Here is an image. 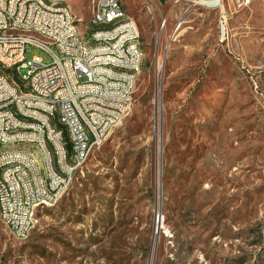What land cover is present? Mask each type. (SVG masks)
I'll return each mask as SVG.
<instances>
[{"label": "rangeland", "instance_id": "374dc122", "mask_svg": "<svg viewBox=\"0 0 264 264\" xmlns=\"http://www.w3.org/2000/svg\"><path fill=\"white\" fill-rule=\"evenodd\" d=\"M49 1L88 38L95 0ZM195 2H161V35L123 0L142 37L134 102L28 239L0 219V264H264V0Z\"/></svg>", "mask_w": 264, "mask_h": 264}, {"label": "built area", "instance_id": "2783aa9c", "mask_svg": "<svg viewBox=\"0 0 264 264\" xmlns=\"http://www.w3.org/2000/svg\"><path fill=\"white\" fill-rule=\"evenodd\" d=\"M151 13L156 33L168 30V17L161 13L165 0H142ZM186 0L175 2L182 3ZM196 4L216 9V0H196ZM93 10H100L99 23L91 28L107 25L113 17L126 12L123 0H101ZM67 7L49 8L45 0H0V147L7 141L43 143L44 160L48 166L50 188H43L36 172V162L26 155L8 156L0 160L9 164L7 178H0V219L14 238L26 240L34 227L35 216L41 207L36 200L56 199L58 193L70 190L76 175L87 163V154L100 149L112 130L133 104V75H119V67L133 68L137 74V58L142 37L135 22L121 28L116 35L92 37V41L118 39V49L83 48L70 30ZM179 22L175 30L182 27ZM4 26H23L43 29L60 41V49L36 44L28 37L4 33ZM174 33L165 45L174 41ZM30 48L50 56L52 62L28 58ZM26 74H23V71ZM39 72V81L31 82V73ZM9 104H18L22 115L37 118V125H22L21 116L8 112ZM63 105V112H56ZM8 128H21L22 136H8ZM46 142L57 143L59 166L50 167ZM161 222V221H160Z\"/></svg>", "mask_w": 264, "mask_h": 264}, {"label": "bare ground", "instance_id": "6f19581e", "mask_svg": "<svg viewBox=\"0 0 264 264\" xmlns=\"http://www.w3.org/2000/svg\"><path fill=\"white\" fill-rule=\"evenodd\" d=\"M151 2H158V0H150ZM166 1V0H165ZM168 1V0H167ZM178 2L181 0H169ZM101 0H95V5ZM167 3V2H166ZM216 8L221 7L222 0H216ZM45 4L49 8H63L67 7V13L71 15L70 17V30L74 32L76 40H79V44L83 48L96 49L105 48V50H116L118 49V39H111L110 41L95 40L92 41V37H100L104 35H116L119 32V25L121 28H128L130 22H134L127 12H120V17H113V21L107 25L96 26V28H91L88 38L85 39L79 29V22L68 4L64 5H53L49 0H45ZM210 9V6H204ZM157 10V4H150V12L153 13ZM100 10H93V17L90 21L91 24L99 23ZM226 28L222 27V34L225 35ZM4 33L10 34L12 36L28 37L30 40H34L36 44H42L44 47H52L53 49H60V41L57 37H51L50 33L43 31V29L28 28L23 26H4ZM142 65V52L139 48V56L137 58V74H133V68L130 67H119V75L130 76L133 75L134 86L132 89V100L134 101L136 84L141 71ZM39 81V72L31 73V82ZM1 112V103H0ZM8 112L13 116H21L22 125L33 126L37 125V118L29 115H22V109L18 104H9ZM56 112H63V105H56ZM8 136H22L21 128H8ZM57 143L46 142V153L47 160L50 162V167L59 166V157L57 154ZM19 156L26 155V158L30 162H36V172L39 183L43 188H50V177L48 175V166L45 164L44 160H37V155H44L43 143L40 142H29V143H18V141H7L4 146L0 147V160L7 158L8 156ZM91 154H87V160ZM9 173V164H2L0 166V178H7ZM67 191V190H66ZM65 192L58 193L56 199H42L36 200V207L49 206L55 203ZM64 196V195H63ZM0 214L2 215V207H0Z\"/></svg>", "mask_w": 264, "mask_h": 264}, {"label": "crops", "instance_id": "0c3cea01", "mask_svg": "<svg viewBox=\"0 0 264 264\" xmlns=\"http://www.w3.org/2000/svg\"><path fill=\"white\" fill-rule=\"evenodd\" d=\"M49 2H51L52 4L54 3L53 5H57V4L58 5H64V4H66V3H60V2H57V1H55V2L49 1Z\"/></svg>", "mask_w": 264, "mask_h": 264}, {"label": "water", "instance_id": "95a60500", "mask_svg": "<svg viewBox=\"0 0 264 264\" xmlns=\"http://www.w3.org/2000/svg\"><path fill=\"white\" fill-rule=\"evenodd\" d=\"M156 81H157V79H156ZM160 215H157V223L160 225ZM157 233H159L158 231H157Z\"/></svg>", "mask_w": 264, "mask_h": 264}]
</instances>
